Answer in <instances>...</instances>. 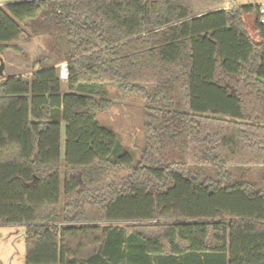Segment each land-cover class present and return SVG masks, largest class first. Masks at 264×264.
<instances>
[{
	"label": "trees",
	"instance_id": "1",
	"mask_svg": "<svg viewBox=\"0 0 264 264\" xmlns=\"http://www.w3.org/2000/svg\"><path fill=\"white\" fill-rule=\"evenodd\" d=\"M262 8L0 4V59L48 35L57 61L0 75V225H25V264H264ZM110 86L146 100L137 162L97 120Z\"/></svg>",
	"mask_w": 264,
	"mask_h": 264
},
{
	"label": "rangeland",
	"instance_id": "2",
	"mask_svg": "<svg viewBox=\"0 0 264 264\" xmlns=\"http://www.w3.org/2000/svg\"><path fill=\"white\" fill-rule=\"evenodd\" d=\"M193 2L196 4L195 9L193 7V12L198 11L201 8L200 0H192ZM237 2L245 5L257 2L264 8V0H237ZM244 19L250 35L255 41H259L260 37L255 28L256 11L244 13ZM51 44L50 36L41 35L33 37L29 42H17V49L3 51L5 76H30L41 67L57 63L50 52ZM62 63L64 62L58 63V66H61ZM63 80V90L67 91L66 80ZM109 90L111 105L105 112L98 113L97 120L115 131L120 142L132 153L137 162L147 140L144 129L146 100L139 94L124 95L114 86H110ZM62 130L64 143V124ZM259 173H261L259 169H253L248 172L246 179L256 177L255 181H257ZM25 228V225L20 224L0 225V264H25Z\"/></svg>",
	"mask_w": 264,
	"mask_h": 264
},
{
	"label": "crops",
	"instance_id": "3",
	"mask_svg": "<svg viewBox=\"0 0 264 264\" xmlns=\"http://www.w3.org/2000/svg\"><path fill=\"white\" fill-rule=\"evenodd\" d=\"M236 3L238 5H245V4H240L239 2ZM253 4H257V2H254ZM200 7L198 11H194V14H199V13H204L213 9H218V8H228L229 7V0H200ZM193 7L195 9L196 4L193 2ZM14 76V75H10Z\"/></svg>",
	"mask_w": 264,
	"mask_h": 264
},
{
	"label": "built area",
	"instance_id": "4",
	"mask_svg": "<svg viewBox=\"0 0 264 264\" xmlns=\"http://www.w3.org/2000/svg\"><path fill=\"white\" fill-rule=\"evenodd\" d=\"M13 1H20V0H0V4H5L8 2H13ZM261 12L264 13V8L261 9ZM61 77L63 79L68 78V68H67V63H62L61 65Z\"/></svg>",
	"mask_w": 264,
	"mask_h": 264
},
{
	"label": "water",
	"instance_id": "5",
	"mask_svg": "<svg viewBox=\"0 0 264 264\" xmlns=\"http://www.w3.org/2000/svg\"><path fill=\"white\" fill-rule=\"evenodd\" d=\"M4 68H5V65H4V60L3 58L0 59V75L4 76L5 73H4Z\"/></svg>",
	"mask_w": 264,
	"mask_h": 264
}]
</instances>
